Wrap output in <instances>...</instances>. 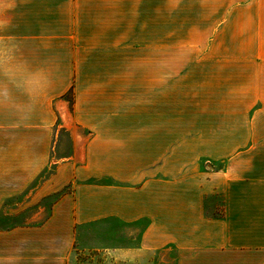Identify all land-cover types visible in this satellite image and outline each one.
Listing matches in <instances>:
<instances>
[{
  "label": "crops",
  "instance_id": "0c3cea01",
  "mask_svg": "<svg viewBox=\"0 0 264 264\" xmlns=\"http://www.w3.org/2000/svg\"><path fill=\"white\" fill-rule=\"evenodd\" d=\"M2 12L35 33L0 35V58L13 45L0 213L27 190L59 196L0 231V264H264V0H0ZM69 26L66 55L50 28ZM162 28H188L192 45L163 51ZM163 58L193 61L179 74ZM61 131L72 152L56 159ZM109 222L126 227L120 244L82 243Z\"/></svg>",
  "mask_w": 264,
  "mask_h": 264
},
{
  "label": "rangeland",
  "instance_id": "374dc122",
  "mask_svg": "<svg viewBox=\"0 0 264 264\" xmlns=\"http://www.w3.org/2000/svg\"><path fill=\"white\" fill-rule=\"evenodd\" d=\"M9 12H2V18L0 20V35L3 36H9L10 34H33L35 33V28L29 27H21V26H12L11 21L8 17ZM163 30V43H162V50H174V51H185L189 45H192V39L188 37L186 34V31L188 28H162ZM37 31V29H36ZM140 31V29H139ZM61 34L65 35V39H63L62 43L53 42L50 45L51 46H59L60 51H63L66 53V55L71 54L72 46H73V36L75 33V28L73 26H69L66 28H50V35L52 34ZM133 28H131V36H133ZM171 34V35H170ZM5 37V38H7ZM137 38L139 36H136ZM135 37V38H136ZM169 37L172 38V41L169 40ZM134 38H131V50L133 48H139L141 45L138 42H132ZM171 41V43L169 41ZM64 43V44H63ZM3 46V53L2 58H0V67L3 69H8L11 66V59L9 57V51L11 49V43L8 42V39L6 42L2 43ZM142 60L141 59H131V66H137L140 65ZM193 60L186 59V58H163V66H169L170 64L173 65L179 74L186 72V67L189 63H192ZM2 77L5 79L8 77V75H2ZM68 99L74 102V91L67 93ZM74 105V103H73ZM73 107V106H72ZM61 142L59 144V149L57 150V155H55L56 159L66 158L68 157L72 152V143L70 142L68 138V134L61 131ZM4 143H8V140H1ZM35 183L34 186H32L29 189H33L36 187ZM71 188L66 189V191H70ZM28 190L19 195L18 197H15L6 203L3 204L2 211L0 213V231H4L7 229H11L13 227L23 226L27 222H31L34 215H36L41 209H44V212H47L49 207L52 205V203L57 199L59 194L55 196H50L44 199H37V201L31 202L30 197L28 196ZM30 196V195H29ZM146 224L142 223L139 226L144 227ZM101 228V229H109L108 232H102V233H94L91 235H86L89 231H82V243L86 245L91 246H104L107 243H115L120 244L121 243V236L118 235L123 230L126 229L123 225L117 222H109L100 224L98 226H95L93 228ZM127 230V229H126ZM137 244L136 240H133L130 238L129 240V246L135 247ZM102 259V257H100Z\"/></svg>",
  "mask_w": 264,
  "mask_h": 264
},
{
  "label": "trees",
  "instance_id": "16d2710c",
  "mask_svg": "<svg viewBox=\"0 0 264 264\" xmlns=\"http://www.w3.org/2000/svg\"><path fill=\"white\" fill-rule=\"evenodd\" d=\"M73 89H71L68 93L72 92ZM65 98L70 102L71 106H73V103L71 100L68 99V94L65 96Z\"/></svg>",
  "mask_w": 264,
  "mask_h": 264
}]
</instances>
